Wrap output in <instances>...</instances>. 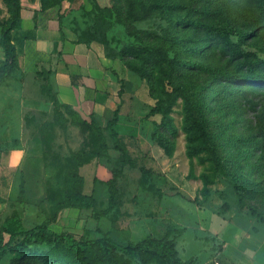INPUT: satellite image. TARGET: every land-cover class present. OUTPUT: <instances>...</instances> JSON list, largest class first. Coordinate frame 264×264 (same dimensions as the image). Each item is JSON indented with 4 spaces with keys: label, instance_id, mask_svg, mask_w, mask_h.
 Here are the masks:
<instances>
[{
    "label": "rangeland",
    "instance_id": "1",
    "mask_svg": "<svg viewBox=\"0 0 264 264\" xmlns=\"http://www.w3.org/2000/svg\"><path fill=\"white\" fill-rule=\"evenodd\" d=\"M17 2L19 16L44 13L53 25L58 16L56 30L73 38L89 28L90 16L105 6L108 13L102 18L111 25L103 39L107 49L117 51L106 56L115 83L109 104H118L113 127L131 163L116 179V205L97 219L86 208L62 207L49 227L82 237L105 235L120 244L165 235L178 257L193 264H264V224L247 209L249 205L264 214V81H228L214 78V71L185 65L169 71L155 61L154 49L264 78L262 64L245 63L246 58L264 59V0H72L66 6L55 0ZM9 11L10 5L0 0V30ZM174 19L228 27L227 38L243 55L229 54L211 40L202 46L198 29L170 24ZM17 79L12 73L0 80V225L11 222L27 228L48 216L64 182L71 180L70 163L81 177L80 191L93 197L98 208L105 207L108 163L95 153L88 117L65 103L55 108L51 103L48 110L28 115L19 106ZM117 79L123 81L119 95ZM173 85L206 94L207 123L220 167H213L196 138H187L181 94L172 95L162 112H150L167 100ZM44 96L52 100V89ZM106 109L95 118L105 149L114 158L117 151L104 128L110 116ZM187 146L197 151L188 155ZM20 180L22 201L17 197ZM47 248L34 241L29 252L5 253L0 264H61L46 258ZM123 258V264H168L148 253Z\"/></svg>",
    "mask_w": 264,
    "mask_h": 264
},
{
    "label": "trees",
    "instance_id": "2",
    "mask_svg": "<svg viewBox=\"0 0 264 264\" xmlns=\"http://www.w3.org/2000/svg\"><path fill=\"white\" fill-rule=\"evenodd\" d=\"M4 1L10 5V11L0 30V47L2 50L0 80L8 75L10 69L15 64V50L11 42L10 31L19 17L17 0ZM71 1L72 0H55L58 4L62 3L65 4V6ZM107 13V7H99L98 11L90 16L91 23L89 28L79 33L74 40L85 44L92 41L94 43H99L102 48L106 47L103 37L105 30L111 25V21L108 18H102V15ZM56 22L57 27H59L60 23L58 16ZM174 22L181 25L186 24L187 26L198 29L202 38L201 41L204 42L202 46H205L207 42L211 40L214 44L219 45L221 50H224L229 54H233V52H235L243 55V53L232 46L231 42L227 38V35L231 33V31L224 25L212 26L198 20L185 21L182 19H174L169 21L170 24ZM166 32H168V30L164 31V33ZM239 34L246 35V32H241ZM154 49L155 56L157 57L155 61L157 63L162 62L164 66H168L167 69L169 71L185 65L214 71V78H223L228 81H264V78H261L256 73H251L249 75H237L235 73H231L230 71H224L218 68L214 69L193 61L182 60L176 54L168 57L163 48L154 47ZM103 54L105 56H109L110 58L114 56V54H117V51L110 47L107 49L106 47V51ZM245 63L249 65L262 64V66H264V59L254 57L250 60L246 58ZM117 80L119 87L116 93L119 95L121 82L123 81H120V79ZM174 94H181L182 96L183 107L186 111L182 127L187 134V138H196L201 144V149L206 152L213 167H220V154L214 143L207 123V105L204 99L206 94L198 93V91L195 90L183 91L177 85H173L169 90L167 100H165L162 104L153 106L150 112H162L165 108H167L170 102L169 98ZM210 96H207V98ZM51 103L53 108H55L56 104H59L54 96ZM117 111L118 104L111 109L110 116L105 119L104 123V128L106 129L111 141V146L117 151V155L114 158L109 156L105 149L104 136L95 116L92 113H89L87 119L92 138L96 143L95 153L96 155L103 157V159L108 163V176L104 180L107 192L105 207L98 208L93 197L80 191L79 185L81 177L75 172L74 163H70L67 170V177L70 176L71 180L64 182L61 196L53 201L50 214L48 216L42 218L38 223L27 228L18 229L13 227L11 222H6L3 225H0V259L5 253H14L17 255L25 254L26 252H29L30 243L39 241L48 244V248L45 251L46 258H52L61 264H123L125 261L123 257H129L142 253H148L152 257L165 259L168 264H193L178 257L172 240L167 238L165 235L160 237L145 236L133 243L120 244L105 235L82 237L81 235L73 233L69 230L61 229L54 231L49 227V224L55 219L57 211L62 207L86 208L89 210V215L94 219H97L115 207L117 197L116 179L121 174L123 166L131 163V158L129 157L125 146L118 138L116 130L113 127V124L116 121ZM196 151L197 148L192 146H187L186 148V153L188 155H192ZM17 191L18 200L22 201V180L18 182ZM247 209L248 212L255 216L259 222L264 224V214L261 211L249 205L247 206ZM46 258L44 257V259H42L43 263L46 262Z\"/></svg>",
    "mask_w": 264,
    "mask_h": 264
},
{
    "label": "crops",
    "instance_id": "3",
    "mask_svg": "<svg viewBox=\"0 0 264 264\" xmlns=\"http://www.w3.org/2000/svg\"><path fill=\"white\" fill-rule=\"evenodd\" d=\"M32 13L20 15L18 27L10 31L15 64L9 74L18 77L21 110L28 115L48 110L51 100L44 93L51 88L57 102L70 105L83 117L89 113L98 117L106 107L111 111L109 92L115 84L111 60L98 46L59 33L57 22L55 27L44 13Z\"/></svg>",
    "mask_w": 264,
    "mask_h": 264
}]
</instances>
